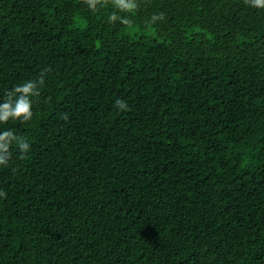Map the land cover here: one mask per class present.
Segmentation results:
<instances>
[{"label": "trees", "instance_id": "trees-1", "mask_svg": "<svg viewBox=\"0 0 264 264\" xmlns=\"http://www.w3.org/2000/svg\"><path fill=\"white\" fill-rule=\"evenodd\" d=\"M136 3L0 0V264H264V8Z\"/></svg>", "mask_w": 264, "mask_h": 264}, {"label": "clouds", "instance_id": "clouds-1", "mask_svg": "<svg viewBox=\"0 0 264 264\" xmlns=\"http://www.w3.org/2000/svg\"><path fill=\"white\" fill-rule=\"evenodd\" d=\"M87 7L96 12L99 7H104L109 0H83ZM250 6L255 8H264V0H245ZM112 6L119 12L132 13L137 8L136 0H111ZM164 15H153L149 23H156L158 20H163ZM108 20L110 23L119 21L121 24L131 27V20L126 16H119L116 12H113ZM41 72L40 76L36 80H29L14 87L8 91L5 95L6 98L3 102H0V123H6L11 120H21L28 122L33 116L32 103L33 97H38L39 85L44 83V72ZM116 104L120 109H127L126 102L117 100ZM15 145L21 154L29 151V143L26 137L18 136L11 130H5L0 132V165H7L11 156L10 148Z\"/></svg>", "mask_w": 264, "mask_h": 264}]
</instances>
